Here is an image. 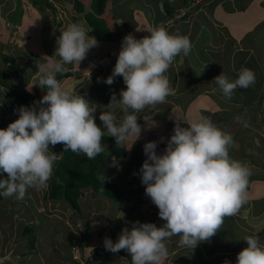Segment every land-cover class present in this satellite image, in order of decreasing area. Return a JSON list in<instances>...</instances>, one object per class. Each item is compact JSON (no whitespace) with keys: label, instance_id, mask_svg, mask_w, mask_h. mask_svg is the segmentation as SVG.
<instances>
[{"label":"clouds","instance_id":"clouds-1","mask_svg":"<svg viewBox=\"0 0 264 264\" xmlns=\"http://www.w3.org/2000/svg\"><path fill=\"white\" fill-rule=\"evenodd\" d=\"M98 45L83 24L71 23L57 39L53 57L59 59L44 57L46 62L37 65L39 88H46V94L32 105L16 109L19 118L6 129H0V174H6L5 179H0L3 197L23 200L29 189L48 188L58 159L49 145L62 144L64 152L83 153L92 160L104 151L101 140L107 133L118 148L127 145L125 150L130 151L142 132L151 130L142 129L137 114L165 103L173 94L166 73L178 56H187L193 47L189 37L171 35L163 28H154L140 39L126 35L112 74L104 81L112 85L116 77H122L126 90L120 91V99L112 95L106 107L111 110L101 112L98 125L97 106L66 90L57 79L58 73L66 71L64 65H80ZM255 83L254 71L242 68L237 79L230 80L222 72L211 84L230 100L237 89L257 87ZM260 83L263 84L259 80L258 87ZM262 90L263 93L258 90L259 98L264 96V86ZM117 110L122 118L117 116ZM236 120L248 127L242 117ZM160 143H165L162 153L157 151ZM234 145L232 134L203 116L191 123L176 119L173 134L166 142L164 137L146 142L140 180L164 223L157 227L155 223L131 222L130 227L121 230L115 243L110 238L104 239L105 249L112 253L127 252L131 264H164L168 257L167 242L173 237H179V247L194 249L216 235L225 217L237 215L248 203L252 168L248 162L230 157L229 149ZM120 158L121 155L108 154L106 163L117 166ZM100 179L104 182L105 176ZM86 219L84 216L81 221ZM243 241L247 247L237 254L236 264H264V241L257 233L245 236ZM78 246L72 248L77 256ZM93 254L87 252L85 259L90 261ZM223 264L231 262L225 260Z\"/></svg>","mask_w":264,"mask_h":264},{"label":"crops","instance_id":"crops-1","mask_svg":"<svg viewBox=\"0 0 264 264\" xmlns=\"http://www.w3.org/2000/svg\"><path fill=\"white\" fill-rule=\"evenodd\" d=\"M0 1H3V3H0V36H3L5 33H7L6 26L10 25L11 28L8 29L11 30L10 32L19 31L22 33V30L26 31L22 34L30 32L33 28H42V31L47 30L50 22L45 20V18L47 15L46 12L49 14V11L46 10L45 12H40L39 7L38 11L35 10L33 7L36 5L39 6V3L34 4V0H26V7H24V4H22L21 7L29 9L30 18H24L21 20L20 25L15 27L13 26L12 22L9 21V19L14 17L12 16V13L17 8V3L15 0ZM52 1L56 0H49V2ZM165 1L169 3V9L166 10L163 8V3ZM139 2L140 4H136V6H131V4H129L128 8L134 18V24L129 28L125 29L123 27L124 22L120 18L119 14L117 17L114 16V19L117 18L118 20L122 21L121 24L117 25L115 20L116 28L119 26L122 32L117 39L112 41L117 42L114 44H121L123 38L128 34H132L137 39H140L141 34L143 33L142 31H145L144 29L151 31L150 29L163 28L171 35L189 37L193 44L192 50L187 56H183L181 54L174 61L175 63H179V67L183 68L182 72L186 73L183 77L180 74L179 78H182L183 81H192L190 72L192 74L193 72L191 69L197 72L193 76H202V73H204L208 68H211L208 71L210 74L204 81L203 78L195 77V81L191 82V86L189 88H185L184 90V83H181L182 80L177 78L178 81L176 80L177 82H175L173 79H170V87L173 90V94L166 98L165 103L158 104L155 106V108H146V110L141 113L142 116L138 114L139 117H141L139 119L141 127L143 128L146 126L152 127L150 129L155 128L159 130V134L161 136H165L166 142V140L173 134V128L176 121L175 118H177L178 121H181V118L178 116L183 114L184 120L181 122H189L188 116L189 114H192L191 105L193 104L196 106L195 108H197V110L200 109V111L198 110L196 113H194V115H191L192 118L194 117L196 119L200 118L201 113H203V115H214V117L218 114L217 112H224V115L226 113H230L229 108L232 105V103H230L232 100L227 101L226 105H222L219 96H222L223 94H214L213 92L218 87L211 83L214 77L220 75L222 72L227 75L230 80H234V77L237 76L238 68L240 67L242 69L245 65L250 66L254 71L256 70L255 73L257 74L262 69H264L262 55L264 54V45L262 44V39L264 38V26L259 29L258 34L255 33L256 31L253 32L254 28H259L262 24H264V0H156L153 3H150L156 7L152 8L154 10L153 14H151V12L148 10L151 8L147 4L148 0H140ZM119 4H122V0L119 1ZM223 4H225V7H223ZM110 5L112 7L111 2ZM135 7L140 8L135 9ZM211 7H214V9L211 10ZM144 11L147 12L145 13ZM140 12H142V19L146 23V26L143 29L141 27L142 23L139 20ZM143 13H145V15ZM245 36L246 42L244 45H235L234 42L243 39ZM225 38L229 39L226 44L224 41ZM248 38L250 39L248 40ZM200 41L205 44V47H202V43ZM1 44L2 43H0V45ZM212 44L218 46L212 47ZM119 50H121V46L115 53L119 54ZM172 67L174 66L171 65L170 68ZM238 72H240V70H238ZM259 80L262 79L259 78ZM200 82H204V84L201 87H198V91H195L194 94L188 98L190 105L188 103L187 108L189 107V109L183 111L178 100L176 101L177 97H179L182 93H184L182 96L184 97L186 90H193L191 88L192 84H197ZM198 92L201 94L197 95ZM152 122L155 123V126H153ZM165 123H167V127L165 126ZM169 129L171 132H169ZM155 137L158 139L154 138L153 141H158L161 139V137H157V135ZM160 145H162L163 149H161ZM126 147L127 145L124 146L125 149ZM141 147L142 146H140V148ZM140 148L138 149V152ZM158 148V152L162 153L165 148V143H160ZM125 151L124 157L119 159L117 166L111 167H120L121 163H124L127 164V166L126 168L121 169L127 170V168L132 169L133 166L135 179L133 187L135 195H133V197H130L131 195L127 197L124 187H121L122 191L125 193V200L123 203L127 205V208L125 209L123 203L121 204V208H119L114 201H108L105 199L101 200L93 193L86 191L87 194L85 193V195L81 198L80 204L82 207H85V209L83 208V212L86 210L88 214L87 219L85 221H78L77 219L70 218L69 220L71 222V224L69 223V227L71 225L70 229L72 230V235H69V238L71 237L70 241L73 242V239L77 241L74 242L76 245L79 244V253L82 252V254L80 255L77 253L78 256L74 255L69 248L71 246L70 244H66L69 250H65L63 247L59 246V248H56V253L53 251H41L40 255H43L42 259L46 260L47 264H53L51 263L52 261H48L49 258H52L56 264H73V262H75V264H85V256L87 252L90 253L91 251L95 253L96 258L92 261V263L95 264H100L101 259H110L113 257H116L120 264H123V262L126 263L125 260L128 257L129 260H131V256H129V254H124L122 251L118 253L107 251L104 246V239L106 237L110 238L113 243L117 241L120 232L117 230L118 227L116 226L115 219L118 220L121 212H124L125 210L127 211L129 206H132L136 203L146 206L145 215H143L145 216L144 218H146L144 223H155L157 227L162 226L164 221L160 220L158 216V208L154 206V204L151 202V199L145 194L144 186L138 179V172L142 166V163L144 162L140 160L145 159L143 150L137 155L132 153L133 156L137 158L139 164L133 163L136 159H131V150ZM111 164L112 162H107L105 166H109ZM252 194L255 195V193L251 190L250 194L247 196L248 203L241 208L237 215L225 217L226 220L231 219V222H234L230 225V227L227 228L228 234L224 236L225 239H220V237L223 236L214 235L208 241L201 242L194 249H191L179 247V237H173L167 242L168 257L165 261H168L169 264H223L225 260H229L231 264H236L237 254L247 247L246 242L243 241L244 237L241 238L239 246L225 245L223 249V246L220 244V241L222 243L224 241L233 242L231 241L232 238L229 236L230 231H232V227H234L233 230H250L251 233L253 232L252 235L257 233L261 240L264 241V209L257 212L251 208V203L254 201V199L261 195L254 196ZM50 202L52 204L54 203L53 201ZM42 209H44V206L42 205L36 207V211H41ZM91 212H93V215ZM37 214H39V212ZM44 216L51 218L50 215ZM73 220L76 222H73ZM24 221V219L18 217L15 220V228H13L12 232V235L16 236L18 240H22V242H24L23 239H20L17 236V226H20L22 222H27V220L25 222ZM94 221H98L100 226L95 227L96 225H94ZM0 225L3 224L0 222ZM247 234L248 233H245V235ZM59 236L60 241L64 240L63 235L59 234ZM23 247L24 244L22 249ZM24 255L25 254L22 250L20 252L21 257L19 258H23ZM1 258H4V254L0 249V264L1 260H3L2 264H8V259L5 260ZM76 258H78V261L75 260ZM174 258H177V260L173 261ZM128 264H131V261H129ZM164 264H166V262H164Z\"/></svg>","mask_w":264,"mask_h":264},{"label":"rangeland","instance_id":"rangeland-1","mask_svg":"<svg viewBox=\"0 0 264 264\" xmlns=\"http://www.w3.org/2000/svg\"><path fill=\"white\" fill-rule=\"evenodd\" d=\"M26 0H15L17 3V8L15 11L12 13L13 18L9 19L10 22H12L13 26L18 27L20 25L21 20L24 18H30L29 16V9L22 8L21 5L25 4ZM119 1L121 0H111L112 7L111 5L109 6V13L114 17H117V15H120V18L124 22V28L127 29L130 26L134 24V18L133 15H131V11L129 10V4L135 5L140 4V0H122V4H119ZM156 0H148V6L149 12L153 14V9L156 8L153 4ZM219 1V0H216ZM38 3H41L40 1H36ZM0 3H3V1H0ZM31 4V3H28ZM54 5L56 7V12L52 14L49 10L46 12V18L45 20L49 21V26L47 30H43L42 28H33L31 29L30 32L22 34L26 31L22 30L23 32L20 33L18 32H10L11 25L6 26L7 27V33H5L3 36H0L1 40L0 43V49L2 53H8L10 54L14 59H15V66L16 70L19 72V76L13 77L9 69L7 68V64H2V61L0 59V70H2L7 76H9V82L12 85H19L22 82L25 83V89L27 90L28 93L32 94L34 98L37 100H40L44 95L45 91L47 89L45 88L44 90L40 89L39 85V79H40V73L39 71H35V66L39 62V55L40 53H37L36 51L40 48V51H43V42L46 40L45 44L48 46V51L50 52L53 50L52 56H54L56 48H57V39L60 37L61 32L66 30L67 26L72 23V20H70L69 16H72V12L75 11L74 6L72 4V0H56L54 2ZM38 5L34 6L35 10L38 11ZM86 7V5L84 6ZM223 7H225V4H223ZM233 7V4H232ZM236 7V6H234ZM111 8V9H110ZM140 8V7H135V9ZM238 8V7H236ZM214 7H211V10H213ZM142 10V8H141ZM87 9L84 8V11L82 12H77V16L75 19L79 20L78 23L82 20L84 24L86 22L84 21V14H86ZM145 12V11H144ZM147 12V11H146ZM145 12V13H146ZM145 13H143L145 15ZM41 15V14H40ZM74 15V14H73ZM135 15V14H134ZM137 16V15H136ZM114 17V18H115ZM143 15L142 12L139 13V20L141 21L142 29L145 28L146 23L142 19ZM107 18L104 17L102 19L105 21ZM117 25L121 24L122 21L118 20L117 18L115 19ZM146 21V20H145ZM115 22V21H114ZM150 25V22H149ZM85 26V25H84ZM112 26V25H111ZM264 26L262 24L259 28H254L253 32L256 34L259 33V29H261ZM153 28V27H152ZM141 29V31H142ZM171 29V28H170ZM169 31L171 32V30ZM145 31H142L143 33L141 34V37L149 35L150 31L148 29H144ZM152 30V29H150ZM9 31V32H8ZM92 32V31H91ZM122 30L118 26L116 28L112 29L111 36L107 40H115L117 39ZM193 32V31H192ZM44 33V36H43ZM89 35H93V33H89ZM247 36V35H246ZM246 36L238 40L237 42H234L235 45L242 46L246 42ZM261 36V35H259ZM261 38V37H260ZM259 38V42H260ZM197 39V38H196ZM250 38H248L249 40ZM264 39V38H263ZM262 39V44L264 45V41ZM229 39L225 38V44L228 42ZM119 41V40H118ZM202 43V47H205V44ZM99 45L89 51L87 54V57L84 61L78 64H72V68L69 69L67 67V64L64 65L66 71L64 73H67V75L62 76L60 79H58L62 86L68 90L71 91L73 94H79L81 96H84L91 104H95L97 106V112L95 114L96 116V123L98 125H101V122L99 121V115L101 112L104 111H110L111 109L106 108L111 100V97L113 94L116 95L117 99H120L119 93L121 90H126V85L124 84L123 78L122 77H116L115 82L112 85H107L104 83V81L112 74V71L115 67V62H117V57L118 53H115L118 48H120L121 44H114L117 42H108L107 45L105 42H98ZM105 43L106 45H104ZM113 45V46H112ZM212 47H217L218 45H211ZM113 47V48H112ZM17 50H22L20 54H16ZM115 50V51H113ZM46 53L47 51L44 50ZM120 51V50H119ZM44 52V54H46ZM53 60L59 59L58 57H53ZM220 60V59H219ZM222 61V60H221ZM172 68H169L167 71V77L169 79H173L175 82L178 81V79L182 80L181 83L183 84V90L185 88H189L191 86V82L195 81L196 78H203V81L208 77L210 74L208 71L211 68H208L204 73L198 76H193V74H196L197 72L193 69L192 72H190V75L192 77V81H183L182 78H179L180 74L181 76H185V72L183 73V68L179 67V63H173ZM263 66H264V56H263ZM176 69V71H175ZM251 69V68H248ZM252 70V69H251ZM181 71V72H180ZM254 71V70H253ZM256 70L254 71V73ZM59 74V73H58ZM57 74V75H58ZM256 74V82L261 78L262 80V86L261 83L259 84V87L254 86L256 90H261L260 93H263L262 87L264 86V69H262L258 74ZM238 77V75L236 76ZM178 78V79H177ZM177 80V81H176ZM204 84V82L200 83H194L192 84V89L193 90H186L185 96H183L184 93H182L179 97H177L176 101L180 103V107L182 108L183 111L186 109L188 110L189 107L187 108V104L189 103L188 98L191 97V95L194 94L195 91H198V87H201ZM194 86V87H193ZM253 88V87H252ZM251 87L248 89H243L244 93L241 95H237L236 98L230 99L232 100V105L229 108L230 113H226L224 115V112L219 113L214 117L210 116L209 114L203 115V113L200 114V118L203 117H209L212 119V121L221 129L224 131L232 134L235 145L229 149V155L232 159L242 161V162H248L252 168V175L249 178V188L247 190V196L250 194V191L252 190L255 195H261L258 196L254 199V201L251 203V208L254 211H260L264 209V96H261L262 98H257L256 101L252 102V105L246 106V101L249 99V93ZM204 93V92H203ZM214 94L216 93L219 95L222 93L219 88H216L215 91L213 92ZM201 93H197V95H200ZM236 96V95H235ZM254 97L251 95L250 99ZM221 100H226L229 101L227 98L224 97V95L219 96ZM219 101V100H218ZM190 105V103H189ZM18 109L17 105L15 104V101L11 98H9L5 90L0 87V129H6L10 123L14 122L17 120L18 114L15 111ZM146 110V109H145ZM144 110V111H145ZM200 111V109H198ZM196 108L194 109V112L192 111L191 115H194L198 111ZM178 111V110H177ZM222 111V110H221ZM225 111V110H223ZM139 115L142 116L141 113H138ZM137 114V115H138ZM138 115V116H139ZM191 115L189 114V122L191 123L193 121H198L200 118H192ZM196 115V114H195ZM230 115V116H229ZM117 116L122 118V113H120L117 110ZM224 116V117H223ZM178 117L181 118V121H183L184 116L183 114H180ZM223 117V118H222ZM237 117H242L243 120L248 122V127H244L242 123H238L236 118ZM177 119V118H175ZM186 125V124H185ZM183 125V126H185ZM165 126L167 127V123H165ZM169 126V123H168ZM144 128H152V127H146ZM163 132V131H160ZM169 132L171 130L169 129ZM166 133V131H165ZM107 135V133H105ZM157 137H164L159 134V130L153 128L150 131H143L142 136L139 141H137L134 146L131 148V159H136L135 162L136 164H139L137 161V158L133 156L132 153L135 155L139 154L143 150V145L146 142L153 141L154 138ZM158 139V138H156ZM140 146H142L140 148ZM161 149H163L162 145H160ZM63 145L62 144H57L55 146L49 145V149L51 152L55 153L58 155V159L61 156V151H62ZM140 148L139 152L138 149ZM159 151V148L157 149ZM159 153V152H158ZM145 157V155H144ZM146 159V157H145ZM145 159H142L140 161H144ZM129 161V160H128ZM143 164V163H142ZM55 167V164H54ZM102 171L105 173V175L116 179L119 181L121 187H124V191L126 193V196L129 197V195H135L134 194V169L132 166V169L127 168L126 169H121L120 167H111V166H100ZM54 169V168H53ZM138 179L140 180V172H138ZM141 181V180H140ZM47 190V189H46ZM46 190H34V189H29L28 193L26 194L25 200L22 205L18 204L17 210L14 209L12 210V203L8 201V199L0 204V222L3 225H0V249L4 254V258L8 261V264H47L46 260H43L40 255L41 251L45 252H55L56 248L61 246L65 250H69L66 243V236L68 237L69 235H72V230L71 225L69 227V221L70 218H76L77 220L81 221L84 216H88L86 210H85V215H75L73 216V211L68 207L65 206V204L62 202H54L53 204L50 201H46L42 199V195L46 192ZM87 194V193H86ZM28 195H33V197L28 196ZM38 195L37 197H35ZM254 195V194H252ZM254 195V196H255ZM11 200H15V198H11ZM21 201V200H18ZM109 201V200H108ZM17 203V202H16ZM136 203V202H135ZM97 204V203H96ZM118 205L119 208H121L120 203H115ZM125 206V209L127 208V205L123 203ZM44 206V209L41 211H36V207L38 206ZM149 206V205H148ZM155 206V205H154ZM51 207V208H49ZM85 209V207L83 206ZM154 208V207H153ZM21 209V210H20ZM25 209V210H24ZM145 209L146 206L136 203L133 204L132 206H129L128 210L121 212L119 215V219L116 222V226L118 227V231L121 233V230L124 227H130L131 222L139 221L141 223H144L146 218L145 216ZM156 209V208H154ZM28 213L29 216H25L24 213ZM39 212V214H37ZM93 212H91L92 214ZM30 215L33 217V223L36 225H39L40 227L44 226L47 227L48 221L45 219H42V215H50L54 219L58 220L56 222V225H59V228L57 227L55 233H49L45 229L42 233L37 234L36 236V242H35V248L34 251H28L26 252L25 248L22 249V246L24 242L22 240H18L16 236H13V228H15V220L20 217L24 220L28 221V218H30ZM93 215V214H92ZM10 218V219H9ZM9 219V220H7ZM31 221V220H30ZM60 221V222H59ZM53 223V222H52ZM234 223L231 222V219H224V224L220 231L216 234L220 237V239H225V235H227L228 231L227 228L230 227V225ZM52 225V224H51ZM66 225V226H65ZM95 227L100 226L98 224V221H94ZM43 227V228H44ZM54 228H56L55 225H53ZM41 228L38 229L37 233L40 231ZM234 227H232V231H230L229 236L232 238L231 241L233 242H226L224 241L223 243L220 241L221 246L225 245H230V246H239L241 238L252 235L250 230H233ZM250 231V232H249ZM58 232V233H57ZM245 233H248L245 235ZM45 234V235H42ZM59 234L63 235L64 240L60 241V236ZM76 241L75 239H73ZM72 242L73 245H75V242ZM64 242V243H63ZM77 242V241H76ZM22 245V246H21ZM63 249V250H64ZM23 250V253H25L23 258H19L20 252ZM37 251V252H36ZM124 254H128L127 252L121 250ZM130 256V255H129ZM177 258H174L173 261H176ZM48 261H52L51 263L56 264L52 260V258L48 259ZM129 257L125 260L126 263L123 262V264H128L129 263ZM166 264H169L168 261H164ZM3 263V260H1V264ZM88 264H95V263H88ZM100 264H120L118 259L116 257L113 258H105L101 259Z\"/></svg>","mask_w":264,"mask_h":264},{"label":"trees","instance_id":"trees-1","mask_svg":"<svg viewBox=\"0 0 264 264\" xmlns=\"http://www.w3.org/2000/svg\"><path fill=\"white\" fill-rule=\"evenodd\" d=\"M36 1L37 0H34L33 3L38 4V2ZM38 1L41 2L39 3L40 12H45L46 10H49L52 14L56 12V8L54 6L55 1L52 2H49V0H38ZM72 4L74 6L75 11L77 12L79 11L83 12L84 8L87 9L86 14H84L83 17L86 24L82 23L83 22L82 20L80 21V23H78L79 20L75 19V17L77 16V13L75 11L72 12V16H69L70 20L73 19L72 23L85 25L84 27L86 28V30L89 31V33H93L94 37L97 39L98 42L100 41V42L108 43L113 41L112 39L105 41V39L110 38V36L112 35L111 34L112 29L115 28V22H114L115 19L109 13L108 10L110 6V0H72ZM163 4H164L163 8L165 10L169 9L168 8L169 3L167 1H165ZM85 5L86 7H84ZM104 17L107 18L105 21L102 20L104 19ZM44 41L46 42V40ZM45 42H43L44 44L42 49L43 51H40V48L36 51L37 53H40L39 55L40 59L38 64L34 65L35 71H38L37 65L46 62L44 57L52 56L53 50L49 52L47 49L48 46L45 44ZM95 48L96 47H94L93 49ZM44 50H46L47 53ZM21 52L22 50H17L16 54H20ZM44 52L46 54H44ZM262 55L264 56V54ZM0 59L2 61V64H7V68L12 73L11 75L13 77L19 76V72L16 70V66H15V59L10 54L2 53L0 49ZM67 67L71 69L73 66L72 64H67ZM243 68H251V67L245 65ZM238 70H241V68L239 67ZM238 70H237V75L239 74ZM64 75H67V73H62V74L59 73L57 75V79H60ZM234 78L237 79L238 77H234ZM9 81H10L9 76H7L2 70H0V87H2L5 90V93L9 98L15 101V104L17 105L18 108L20 106H30L33 104L34 101H38L36 98L32 96V94L28 93L27 90L24 88L25 87L24 82H22L19 85H12ZM258 83L256 82L255 84L258 86ZM252 87H251L252 89H250L249 99L246 101L245 104L246 106L252 105V102L256 101L257 98L259 97L258 90H256L254 86ZM243 93H244L243 89H237V91L233 94L231 99L236 98L237 96L235 95H240V94L242 95ZM251 95H253L254 97L250 99ZM226 103H227L226 100H221L222 105H226ZM195 107L196 106L194 104L191 105V112L193 111V109H195ZM138 122L140 123V121ZM101 144L104 147V151L100 153L95 159L92 160H88L83 153L77 155L76 153H73L71 150L64 152V145H63L61 156L55 162L52 178L48 182V188L46 192L43 194L42 199L53 202H61V203L63 202L74 212L73 216L81 215L83 213L84 209L80 204L81 203L80 200L85 195V192L87 190H90L94 195H97L101 200L108 199L114 201L115 203L117 202L120 204L123 203V201L125 200V193L122 191L119 181L105 175V173L102 171L100 166L101 165L104 166L106 164V158L108 154L115 156L121 155V157L123 158L126 152L125 148L124 147L118 148L114 138L108 137V135H105L102 138ZM126 166L127 164L121 163L120 168H126ZM103 176H105L104 182H102V180L100 179V177ZM5 178H6V174H0V179H5ZM28 196L33 197V195H28ZM37 196L38 195H36L35 197ZM130 197H133V195H131ZM7 199L12 203L11 211H13L14 209L17 210L18 204L20 202L23 203L25 201V200L15 201V200H11V198H5L2 195H0V204L4 203ZM21 203L19 205H22ZM24 214L25 216H29L27 212ZM40 218L48 221L47 227L44 226L40 227L39 225L33 223L34 221L32 215H30V218H28V221L26 223L22 222L20 226H17V231H18L17 236L20 239H23L24 241L23 249L25 248L26 252L27 250L32 252L34 251L37 234L39 236V234L42 233L45 229L49 233L50 232L55 233L57 227L59 228V225L58 224L56 225V222L58 220L54 219L53 217L49 218L47 216L42 215V217ZM72 219H76V218H72ZM73 222L76 221L73 220ZM115 222H117L116 219ZM53 225H55L56 228H54ZM39 228L41 229L37 233ZM70 239L71 237L69 238L68 236L67 239L66 236V240H67L66 243L71 245L69 248L73 253L72 248L75 245L72 244ZM81 254L82 252H80V255ZM95 258H96L95 254H93V259H91L90 261L88 259H85L86 261L85 264H88L87 262H92ZM75 260L78 261V258H76ZM73 264H75V262H73Z\"/></svg>","mask_w":264,"mask_h":264}]
</instances>
